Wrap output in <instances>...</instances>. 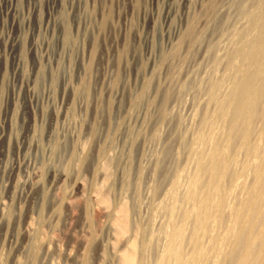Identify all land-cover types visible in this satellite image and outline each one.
<instances>
[{"label": "rangeland", "instance_id": "1", "mask_svg": "<svg viewBox=\"0 0 264 264\" xmlns=\"http://www.w3.org/2000/svg\"><path fill=\"white\" fill-rule=\"evenodd\" d=\"M260 12L264 0H0V264H176L180 228V254L198 235L213 264L264 154L234 141L222 196L207 170L195 183L197 164L228 142ZM257 120L249 143L263 147ZM189 190L221 196L226 219L200 224Z\"/></svg>", "mask_w": 264, "mask_h": 264}, {"label": "bare ground", "instance_id": "2", "mask_svg": "<svg viewBox=\"0 0 264 264\" xmlns=\"http://www.w3.org/2000/svg\"><path fill=\"white\" fill-rule=\"evenodd\" d=\"M262 14L260 16L255 15L256 17L253 16V18L250 16L251 23H253L252 19L256 22V23L254 22V24H257L259 28L258 30L259 34L254 38L255 42L253 44L249 45L248 48L246 49H242L241 51V53L244 55L253 54L252 62L254 64L252 67L248 68L247 70H245L244 72H242L237 76V79H235V83L232 84L234 86L230 88L231 89L229 90L230 93L228 92L229 96L227 97V99L228 98L229 99L225 104V111H226V117L230 118L233 123V128L230 131L228 142L225 144L223 143V146L221 148L220 147L216 148L215 152L212 153L210 157H208V160H205L206 162L200 161L197 164L198 177L195 183L200 186L199 182L200 181L202 182V180H200V173L203 172L204 170H207L208 171L207 174L209 175L208 177L209 179H207L209 180L207 181V183H209L208 185H210V187L211 186L216 187L218 194L221 193V196L223 191L219 192L220 186L222 184V180L225 174H227L228 165H229L228 151L231 147H233L234 141L238 140L240 142L239 143L240 146L243 149H245L247 153H249L248 156L250 154L252 155L256 154L257 152H261L264 154V145L263 147H260V145L258 146V143L256 144L254 143L255 145L250 146L251 143H249V136L252 132V121H254L256 118L260 119V121L257 120V122H262L261 128L259 127V129L262 136L264 137V107H262V103L264 101V14L263 15ZM257 122L255 123L257 124ZM255 159H257L256 156ZM249 163L250 162L248 161L247 164ZM252 163L255 164V160L254 162L252 161ZM262 163L264 164V162ZM263 164L255 165L253 169L254 173L251 171L254 174V176H252L254 177V180L253 183L246 188L247 192L245 193H247V196L245 194L246 196L245 201L243 198L244 203L237 202L238 204L236 206L230 208L231 212L230 214L228 213L229 216L227 217L229 220L228 222H226L229 224L226 225V227H224L225 231L221 236V238H218L215 235V237L212 238L210 245L208 244L209 242L207 241V244L209 245V247L207 248H209V250H215V251L218 250L219 252L220 247L222 248L224 246L223 248L224 252L218 253L212 251V253L214 252L213 253L214 255L215 253H218L216 254L218 255V258L217 259L214 258V260L215 259L216 260L213 264H264V165ZM249 167L250 166H248V168ZM242 174H244L243 169H242ZM202 190L203 189H201V191ZM243 190L245 191V189ZM185 196L190 200L193 199L196 201V213L194 214V216L197 217V219L195 217L194 219L197 220L200 224H202L203 223L202 221L204 220H208L209 218L211 219L212 216H214L213 215L214 211H216L218 214L213 217V222L215 221L218 222V224H220L224 219H226L224 218V214L222 212L223 211L222 209H224L223 208L224 201L221 196H219V200L215 204L211 202L207 194L198 195V193L194 194V191L189 190L185 194ZM207 204H210L209 208L206 207ZM225 214L227 215V213ZM230 215H231V221H230ZM197 221H195L196 223L194 224H197ZM195 228L197 229V226ZM183 229L181 228L177 229L174 239H171L168 242L167 253L169 256H172L174 262H176V264H195L197 258L200 259L202 264L208 263L207 261L209 258H210L209 261H211V257L208 250H206L204 247H199L200 243H198L199 240L198 235L197 236L193 235L194 234L193 230H192L193 234L191 235H193L192 237L195 236V239L192 238L194 241H193V245L192 244L191 245L193 246L194 249L192 250L190 257L187 256L183 257L180 254L181 252L179 251L177 245L174 244V241L178 239L182 240L181 237L185 238V235L183 234ZM189 239L190 242L192 243L191 237ZM189 245L190 244H188V246ZM133 261H134V254L130 253L122 257L121 264H133Z\"/></svg>", "mask_w": 264, "mask_h": 264}]
</instances>
